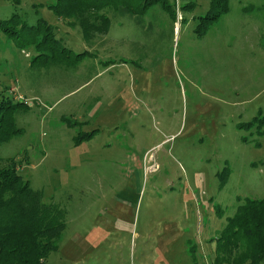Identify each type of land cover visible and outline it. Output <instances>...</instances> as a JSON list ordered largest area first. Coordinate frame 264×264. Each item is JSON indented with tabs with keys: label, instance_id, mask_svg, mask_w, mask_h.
Masks as SVG:
<instances>
[{
	"label": "rangeland",
	"instance_id": "rangeland-1",
	"mask_svg": "<svg viewBox=\"0 0 264 264\" xmlns=\"http://www.w3.org/2000/svg\"><path fill=\"white\" fill-rule=\"evenodd\" d=\"M16 1L0 22L40 18L85 50L54 0ZM165 1L75 64L31 62L0 31V95L27 108L0 165L63 212L44 264H211L235 209L264 200V0H226L208 24L210 0Z\"/></svg>",
	"mask_w": 264,
	"mask_h": 264
},
{
	"label": "trees",
	"instance_id": "trees-1",
	"mask_svg": "<svg viewBox=\"0 0 264 264\" xmlns=\"http://www.w3.org/2000/svg\"><path fill=\"white\" fill-rule=\"evenodd\" d=\"M11 2L18 4L16 0ZM165 2L54 0L47 6L48 10L79 32L85 50L77 54L55 39L52 28L40 18L28 25L13 13L0 22V31L17 51H33L31 62L61 65L67 60L75 64L89 56V50L106 35L111 21L127 17L140 26L152 6L172 14L170 6H163ZM225 12L226 0H210L209 11L200 22L212 23ZM26 109L24 102L0 95V145L20 133L13 116ZM63 229V212L54 204L42 201L41 195L17 174L14 161L0 165V264H44L47 256L56 250ZM211 264H264V200H245L235 209L215 238Z\"/></svg>",
	"mask_w": 264,
	"mask_h": 264
}]
</instances>
